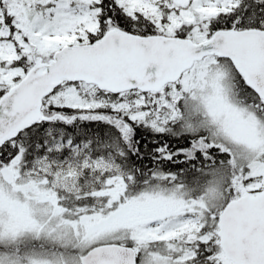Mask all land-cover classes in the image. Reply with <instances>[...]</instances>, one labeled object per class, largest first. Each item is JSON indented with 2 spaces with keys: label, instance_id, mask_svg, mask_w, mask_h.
Segmentation results:
<instances>
[{
  "label": "snow or ice",
  "instance_id": "6c2138e0",
  "mask_svg": "<svg viewBox=\"0 0 264 264\" xmlns=\"http://www.w3.org/2000/svg\"><path fill=\"white\" fill-rule=\"evenodd\" d=\"M0 264H264V0H0Z\"/></svg>",
  "mask_w": 264,
  "mask_h": 264
}]
</instances>
